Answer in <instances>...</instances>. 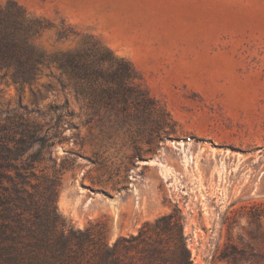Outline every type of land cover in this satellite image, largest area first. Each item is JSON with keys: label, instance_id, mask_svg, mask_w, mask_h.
Segmentation results:
<instances>
[{"label": "rangeland", "instance_id": "1", "mask_svg": "<svg viewBox=\"0 0 264 264\" xmlns=\"http://www.w3.org/2000/svg\"><path fill=\"white\" fill-rule=\"evenodd\" d=\"M15 1L52 24L34 38L46 55L93 35L132 62L172 118L151 133L129 134L113 119L101 133L97 116L65 128L53 152L75 163L62 175L59 212L81 229L106 224L111 243L177 211L192 264H227L218 256L228 244L264 253V0ZM62 22L79 34L57 39ZM48 64L31 83L0 69V107L67 97L80 112Z\"/></svg>", "mask_w": 264, "mask_h": 264}, {"label": "trees", "instance_id": "2", "mask_svg": "<svg viewBox=\"0 0 264 264\" xmlns=\"http://www.w3.org/2000/svg\"><path fill=\"white\" fill-rule=\"evenodd\" d=\"M51 26L15 0L0 3V69L9 70L15 81L31 83L51 58L59 70V90L71 84L81 103L80 112L69 107L67 97L44 106L0 107V264H192L177 211L144 221L135 234L111 243L106 224L98 226V221L81 229L59 212L62 175L75 163L68 156L58 162L53 152L65 128L78 130L97 116L101 133L102 121L111 119L129 134L151 133L172 118L132 62L93 35L75 50L46 55L34 38ZM77 34L64 22L56 30L61 40ZM45 89L54 91L51 84ZM81 114L89 116L75 122ZM149 120L154 124L148 125ZM218 258L227 264H258L264 253L228 244Z\"/></svg>", "mask_w": 264, "mask_h": 264}, {"label": "bare ground", "instance_id": "3", "mask_svg": "<svg viewBox=\"0 0 264 264\" xmlns=\"http://www.w3.org/2000/svg\"><path fill=\"white\" fill-rule=\"evenodd\" d=\"M179 145H181V146H182V148H183L185 144H183L182 142H179ZM184 152H185V151H184ZM184 157H186V158H187V156H186V155H184Z\"/></svg>", "mask_w": 264, "mask_h": 264}]
</instances>
